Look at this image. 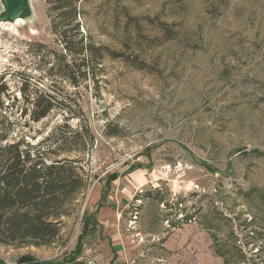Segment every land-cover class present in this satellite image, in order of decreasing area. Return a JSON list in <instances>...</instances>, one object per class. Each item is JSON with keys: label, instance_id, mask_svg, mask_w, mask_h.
Returning a JSON list of instances; mask_svg holds the SVG:
<instances>
[{"label": "rangeland", "instance_id": "obj_1", "mask_svg": "<svg viewBox=\"0 0 264 264\" xmlns=\"http://www.w3.org/2000/svg\"><path fill=\"white\" fill-rule=\"evenodd\" d=\"M26 4L0 21V144H46L67 117L85 133L48 155L83 181L52 241L0 242V264H264V0H78L85 42L109 51L74 81L47 0ZM40 92L54 105L31 122ZM84 213L97 224L77 247Z\"/></svg>", "mask_w": 264, "mask_h": 264}, {"label": "trees", "instance_id": "obj_2", "mask_svg": "<svg viewBox=\"0 0 264 264\" xmlns=\"http://www.w3.org/2000/svg\"><path fill=\"white\" fill-rule=\"evenodd\" d=\"M47 4L51 30L65 50V53L56 56L57 68H62L64 76L71 81L76 79V75L85 77L87 69L98 67L103 57L102 50L109 49L85 42L80 31L78 17L81 10L78 0H47ZM109 53L114 58L122 55L114 51ZM1 78L2 76L0 80ZM19 89L25 95L27 88L24 86ZM6 90V86L0 83V107L3 106L1 96L5 95ZM34 93L37 94L38 90L35 89ZM45 95L40 92L35 98L26 97V104L20 108V116L28 112L31 122H38L46 117L54 103L49 99L51 96L44 99ZM67 107L69 110L73 109L71 104ZM84 129L79 125L77 130H72L65 117L63 123L54 125L45 138V142L49 141L46 144L41 140L32 145L23 136L3 146L0 144V242L47 244L58 235L62 204L81 187L83 180L72 165L77 160L50 157L48 152L56 144L58 149L67 150L69 140L76 135L83 137ZM8 131L4 129V132H0V142L6 138ZM89 141L92 142V139ZM106 192V189L102 192L100 200L104 199ZM81 221L77 247L80 239L88 235L94 229L93 225L97 224L93 214L84 213ZM16 264L85 263L79 259L78 254L61 260L44 261L24 255Z\"/></svg>", "mask_w": 264, "mask_h": 264}, {"label": "water", "instance_id": "obj_3", "mask_svg": "<svg viewBox=\"0 0 264 264\" xmlns=\"http://www.w3.org/2000/svg\"><path fill=\"white\" fill-rule=\"evenodd\" d=\"M4 12L0 17V21L14 22L17 18L23 19V14L27 10L26 0H2Z\"/></svg>", "mask_w": 264, "mask_h": 264}, {"label": "bare ground", "instance_id": "obj_4", "mask_svg": "<svg viewBox=\"0 0 264 264\" xmlns=\"http://www.w3.org/2000/svg\"><path fill=\"white\" fill-rule=\"evenodd\" d=\"M17 21H18V20H17ZM17 21H16V22H17Z\"/></svg>", "mask_w": 264, "mask_h": 264}]
</instances>
